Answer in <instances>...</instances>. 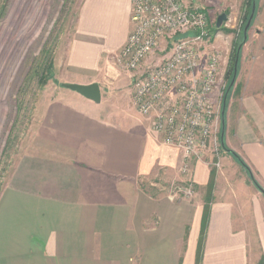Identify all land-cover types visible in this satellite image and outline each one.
Segmentation results:
<instances>
[{
	"label": "crops",
	"instance_id": "1",
	"mask_svg": "<svg viewBox=\"0 0 264 264\" xmlns=\"http://www.w3.org/2000/svg\"><path fill=\"white\" fill-rule=\"evenodd\" d=\"M130 8L131 0H83L66 64L79 72L72 84L99 85L101 102L66 91L46 105L38 153L0 193V264H196L210 184L200 264H264V194L233 158L208 151L184 177L182 155L131 95L123 105L103 101V90L120 91L122 73L129 78L112 58L131 31ZM228 126L225 145L264 190L262 132L244 119ZM158 177L191 181L194 198L146 188Z\"/></svg>",
	"mask_w": 264,
	"mask_h": 264
},
{
	"label": "rangeland",
	"instance_id": "2",
	"mask_svg": "<svg viewBox=\"0 0 264 264\" xmlns=\"http://www.w3.org/2000/svg\"><path fill=\"white\" fill-rule=\"evenodd\" d=\"M180 1L202 11L210 30L215 29L219 16L227 17L212 35L213 44L225 58L223 80L213 96L217 126L212 135V153L224 152L226 128L240 119L262 132L264 139V0ZM82 3L83 0H0V193L9 186L14 172L38 153L46 105L67 92L74 93L62 85L72 84L79 74L67 66L66 58L75 39ZM253 9L242 42L239 35H244ZM235 40L241 47L236 62L231 64ZM233 68V77L227 78ZM122 79L120 91H102L105 103L123 105L129 100L132 86L123 73ZM174 185H178L177 181L158 177L145 186L168 195Z\"/></svg>",
	"mask_w": 264,
	"mask_h": 264
},
{
	"label": "built area",
	"instance_id": "3",
	"mask_svg": "<svg viewBox=\"0 0 264 264\" xmlns=\"http://www.w3.org/2000/svg\"><path fill=\"white\" fill-rule=\"evenodd\" d=\"M130 23L112 63L129 75L133 108L152 121L165 146L180 152V174L188 177L190 160L211 151L217 126L213 96L225 58L212 42L204 13L180 0H131ZM167 196L191 200L194 185L186 180Z\"/></svg>",
	"mask_w": 264,
	"mask_h": 264
},
{
	"label": "trees",
	"instance_id": "4",
	"mask_svg": "<svg viewBox=\"0 0 264 264\" xmlns=\"http://www.w3.org/2000/svg\"><path fill=\"white\" fill-rule=\"evenodd\" d=\"M244 7L248 8V3ZM216 32H217L216 27H215V29L210 31L211 35L215 34ZM242 33H243V31H242ZM241 35H243V34H241ZM241 35H239V36H240V38H242V42H243L244 41V39H243L244 35L242 37H241ZM232 45H233V48H232V54H231V62H230L231 64H232V62H236L237 55H238V53L240 51V47H241V45L238 43L237 40H235ZM231 72H232V74H231ZM231 72H228L227 78L228 77L230 78V76H231V78L233 77L234 68L232 69ZM230 86L231 87L234 86L233 80H231ZM222 150L226 154H228L229 156H231L233 158V160L247 173V175H248L251 183L254 185V187L256 189H258L259 191H261V187L256 182L255 178L253 177L250 169L245 164V162L236 153H234L233 151L229 150L224 145H222ZM211 189H212V185L210 184L208 186V191H207V195H206V199H205V205H204V208H203V215H202V222H201V232H200V238H199V242H198V252H197V257H196V264H200V261H201V246H202V243H203V240H204V236H205V233H206V228H207L208 221H209L210 204H211V201H212Z\"/></svg>",
	"mask_w": 264,
	"mask_h": 264
},
{
	"label": "water",
	"instance_id": "5",
	"mask_svg": "<svg viewBox=\"0 0 264 264\" xmlns=\"http://www.w3.org/2000/svg\"><path fill=\"white\" fill-rule=\"evenodd\" d=\"M254 9L252 11V15L248 20V23L244 29V38H246L247 30L251 24L253 18ZM227 21L226 15H221L217 18L216 28L219 29L224 22ZM62 87L66 90L72 91L81 97L85 98L88 101H91L95 104H99L101 102V90L98 84L94 83L91 85H77V84H63ZM264 194V190L261 188V191Z\"/></svg>",
	"mask_w": 264,
	"mask_h": 264
}]
</instances>
